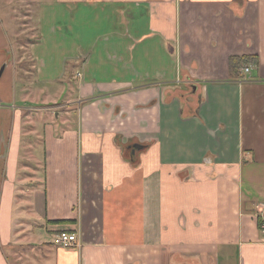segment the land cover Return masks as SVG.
<instances>
[{"label": "crops", "instance_id": "obj_1", "mask_svg": "<svg viewBox=\"0 0 264 264\" xmlns=\"http://www.w3.org/2000/svg\"><path fill=\"white\" fill-rule=\"evenodd\" d=\"M35 20L34 75L0 47V264L22 233L43 252L22 264H264V0H39ZM234 55L259 66L231 80Z\"/></svg>", "mask_w": 264, "mask_h": 264}, {"label": "rangeland", "instance_id": "obj_2", "mask_svg": "<svg viewBox=\"0 0 264 264\" xmlns=\"http://www.w3.org/2000/svg\"><path fill=\"white\" fill-rule=\"evenodd\" d=\"M42 0H40L41 2ZM39 0H0V47H7L9 52L13 50V60L15 62L25 57V63L23 62L19 67V75L22 77L26 72L30 75H34V69L32 68V63L30 60L29 54L27 53L28 39L36 33V15L38 10ZM9 52L2 51L0 49V71L5 67V60H8ZM25 69L27 71H25ZM11 71V72H10ZM14 68L11 70H6L5 74L0 77V84L9 80L10 82L6 85V91L10 95L11 90V76L16 74L14 73ZM65 99V98H64ZM67 101V100H64ZM5 105V104H4ZM75 117V114L74 116ZM63 122V120H61ZM74 119H71V124L74 123ZM64 126V125H63ZM43 152V151H42ZM41 152V154H43ZM21 161L25 160L21 158ZM5 179V178H4ZM3 179V180H4ZM21 192L19 194V199L15 204L14 216L18 224H23L25 222V206L23 200L25 198L21 197ZM25 196V193H24ZM262 209V208H261ZM264 209V207H263ZM264 216V210H263ZM21 230H19V233ZM41 237V236H40ZM25 234H21L19 237L20 244L15 245L14 247L5 245L3 250L7 253L9 257L10 264H22L25 260V249L28 247L27 252L33 257L43 259V252L35 245L25 247ZM32 241H39L38 237L35 235L32 238ZM15 249V250H13Z\"/></svg>", "mask_w": 264, "mask_h": 264}, {"label": "trees", "instance_id": "obj_3", "mask_svg": "<svg viewBox=\"0 0 264 264\" xmlns=\"http://www.w3.org/2000/svg\"><path fill=\"white\" fill-rule=\"evenodd\" d=\"M259 58L255 55L230 56L229 57V78L237 80L243 77V70L246 66L254 64L259 66Z\"/></svg>", "mask_w": 264, "mask_h": 264}, {"label": "built area", "instance_id": "obj_4", "mask_svg": "<svg viewBox=\"0 0 264 264\" xmlns=\"http://www.w3.org/2000/svg\"><path fill=\"white\" fill-rule=\"evenodd\" d=\"M244 73L250 72V66H246L243 70ZM264 229V225H263ZM54 243L62 248H72L80 246L79 236L76 232L60 231L54 237Z\"/></svg>", "mask_w": 264, "mask_h": 264}, {"label": "water", "instance_id": "obj_5", "mask_svg": "<svg viewBox=\"0 0 264 264\" xmlns=\"http://www.w3.org/2000/svg\"><path fill=\"white\" fill-rule=\"evenodd\" d=\"M2 73H3V68H2V70L0 71V76L2 75ZM141 148H142V145L139 144V143H134V144H131V145L129 146V149H131V153H132V155H134V154L136 153V151L139 150V149H141Z\"/></svg>", "mask_w": 264, "mask_h": 264}, {"label": "flooded vegetation", "instance_id": "obj_6", "mask_svg": "<svg viewBox=\"0 0 264 264\" xmlns=\"http://www.w3.org/2000/svg\"><path fill=\"white\" fill-rule=\"evenodd\" d=\"M3 71H4V67H3Z\"/></svg>", "mask_w": 264, "mask_h": 264}]
</instances>
